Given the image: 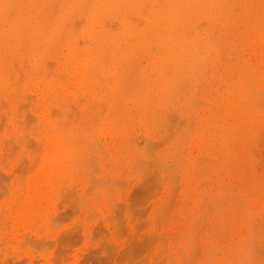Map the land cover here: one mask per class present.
I'll use <instances>...</instances> for the list:
<instances>
[{"label": "rangeland", "instance_id": "obj_1", "mask_svg": "<svg viewBox=\"0 0 264 264\" xmlns=\"http://www.w3.org/2000/svg\"><path fill=\"white\" fill-rule=\"evenodd\" d=\"M241 55L249 69L264 71V63L258 61L261 55L258 42L248 40L243 43ZM60 57L65 61L64 55ZM54 61L49 59L48 65L45 62L39 69H30V65L17 67L21 72V76L19 73L17 76L20 81L6 86L0 84V264H264V117L256 118L258 121L255 119L257 134L254 133L257 126L254 125V132L245 136L239 129H234L226 139L217 138L218 141L215 137L214 146L212 141L205 146L199 141L201 130L196 127L202 128L208 115L203 102L210 104L213 99L199 96L203 102H197L203 108L201 106L202 111L195 114L198 119L201 118L194 121L196 124L190 119V123L194 124H189L192 125L191 130L185 128L189 126L188 116H184L187 124L185 121L184 126L180 123L182 127L178 124L182 122L179 115L178 119L172 116L174 113L169 116L172 119H169L170 122H173L171 126L178 122L180 128L192 135L188 137L189 142L184 145L183 141L180 146L171 141H166V144L164 140H168L173 128L170 132L162 129L166 132L160 133L157 130L161 127L140 122L135 113L137 108L130 102L123 104L135 111H130L132 115L129 119L128 109L125 113L121 110L124 106L116 109L118 106H111L108 99L102 102V98L97 97L100 91L96 97L89 98L92 89L89 90L91 87L88 84L75 85L71 80L67 82L64 75L59 79L63 86L56 88L58 103H65L66 106L61 105L58 109L57 105H60L52 94L42 92L45 64L48 69L52 65V74L65 72L60 59L58 66ZM37 69H41V73ZM93 90L97 91L96 88ZM66 103H71L68 104L70 107ZM100 104L102 106L99 107ZM62 108L64 111L70 108L69 113L73 110L70 116L67 115L74 126L77 121L82 124L80 119L84 120L86 116L94 121L92 115L97 117L94 127L100 126L93 131L96 141L92 140L95 145L91 150L95 153L88 154L92 158L86 157V161L87 158L90 160L84 161L88 163L86 168L89 171L86 168V172L82 168L80 170L88 175L83 176L81 172L80 177L65 179L59 183L62 187H58L49 186L41 179V165L55 140L52 123H59L60 120L56 111L60 110L65 116ZM69 126L72 124L68 123ZM56 136L60 138L61 132H57ZM164 136L168 138L164 139ZM96 145L99 155L95 151ZM134 150H138L137 153ZM178 153L183 155L181 160H178L181 155L175 158ZM170 155H175L174 162ZM197 160L200 166L195 167ZM171 162L172 166L168 165ZM158 168H161L160 171L163 169L162 173H158ZM220 199L226 202L227 207ZM232 201L239 205L234 206ZM219 202H222L221 205ZM215 208L222 212H216ZM241 214L247 218L243 215L241 218ZM222 220L223 223L228 221V224L221 226ZM251 223L253 226L260 225V228H256L257 225L253 227ZM256 233L258 239H255L259 242L253 241ZM247 237L252 239L251 242H257L256 254L252 250L254 243L247 242ZM246 247L251 248L248 250Z\"/></svg>", "mask_w": 264, "mask_h": 264}, {"label": "bare ground", "instance_id": "obj_2", "mask_svg": "<svg viewBox=\"0 0 264 264\" xmlns=\"http://www.w3.org/2000/svg\"><path fill=\"white\" fill-rule=\"evenodd\" d=\"M248 40L258 42L261 47V55L257 60L263 64L264 0H0V84L6 86L11 82L16 83L19 79L17 76L21 73H19L20 69L18 68V70L17 67L30 65V69L33 67L39 69L44 66L45 62L48 65L49 59L55 60L56 63L60 59L59 62L66 73L55 72L52 74L53 71H50L52 65L48 69L45 64L46 67L43 68L45 75L43 94L49 92L52 94L53 99L57 100L59 94L56 86H63L59 82L61 75L66 77L67 82L71 80L75 85L86 83L91 87L89 90L92 89L91 93L89 92V98L96 97V93L100 91L99 96L97 95L98 99L102 98V102L104 99H108L111 106H118L116 109L124 106L121 107V110L125 113V109H128V116L132 115L130 114L131 109L123 104L130 102L135 105L137 110L136 112L132 111L138 114H135V116H138V120L144 124L150 123L161 127L157 130L158 132H166L162 129L170 132V128H173L171 133L167 132V134L169 133L168 140H164L167 139L165 138L167 135L164 136L163 140L164 142H174L179 146L183 141L182 144L184 145L185 142L188 143V137L191 135H188L186 129L180 128V123L183 125L184 121L186 124L189 121L188 125L196 124L197 122L194 121L200 120L201 116L199 115L200 118L198 119L195 113L202 111L201 106L204 105L208 110V115L205 117L204 126L202 128L200 126L196 127L201 132L198 133L197 131L196 133L199 134V141L202 145L206 146L211 141L213 145L215 142L213 138L224 140L229 132L234 129L242 131L243 136L254 131L257 134L258 124L256 118L263 119L262 117H264V71L257 70V68L255 70L249 69L247 62L244 61L241 55L242 44ZM63 55L65 61L62 59L63 57H60ZM56 65L58 66V63ZM33 70L31 71L33 72ZM40 70H38L39 73H41ZM48 73H51V75ZM36 74L35 76L38 78ZM41 75H39V78ZM93 88H96L97 91L95 90V92ZM93 91L95 94H93ZM62 95L64 94L62 93ZM199 96L212 97L213 102L210 104L203 102L198 98ZM66 99H70V97H66ZM197 100H201L203 104L200 102L202 104L200 105ZM58 101L59 99L56 102L58 103ZM77 102L79 103V101ZM58 104L60 105H57L58 109L61 105L66 106L65 103ZM68 104L71 105V103ZM68 104L67 107H70ZM64 108H62V112H66L64 113L65 116L67 114L70 116L73 110L69 113L70 108L68 111H64ZM99 109L102 110V108ZM80 110L82 109L80 108ZM101 110L100 114L102 113ZM56 112L59 113L56 114L59 115L60 120L59 123L58 121L56 124L52 123V132L55 134L53 138L55 140L52 149L46 155L44 164L41 165L43 166L41 179L49 186L62 187L61 184L59 186V183H63L65 179L71 178L72 180L74 177L77 178L78 175L80 177L81 172L83 176L88 175H84V172L80 170H84L88 164H85V162L92 158L88 154L95 153L91 150L96 141V139H93L95 136L93 131H95L94 129L97 130L100 125L96 126L97 128L94 127L93 123L97 117L94 118L92 115L94 121L90 120V116L89 118L86 116L83 117L84 120L80 119L82 124L79 123V125L77 121L76 126H74L73 122L70 123L72 120L67 115V118L70 119H68L69 125L72 124L69 128L66 117L62 116L60 110ZM14 115H17V113H14ZM171 115L174 118L179 115L178 117L181 118L182 122L175 121L179 128L176 125L175 128L171 126L172 121L170 122V120L172 119L169 118ZM128 116H123V118ZM184 116H188L187 122ZM190 119L193 123H190ZM100 120L102 119L100 118ZM192 125L185 128L189 129ZM253 125L254 127L257 126L254 131ZM261 130H263L262 127ZM57 132H61L60 138L56 136ZM98 135L100 136V134ZM186 139L188 140L186 141ZM130 147H128V150H131ZM97 148L96 145L95 149ZM234 149L237 150V147H234ZM95 151L97 153L98 149ZM137 151L134 150L135 153ZM210 151L212 152V150ZM178 154V156L170 155V159L172 160L173 156L176 158L181 155ZM147 155L149 156L148 153ZM182 156L178 160H181ZM86 157L91 158H87L86 161ZM203 158H199L200 161ZM216 159L220 160V157ZM158 160L161 161V158L158 157ZM172 161L174 162V159ZM198 161L195 163V167L198 164L200 166ZM172 164L171 162L168 165L172 166ZM160 169L158 173H162L163 169L161 171ZM196 172L199 171L196 170ZM56 191H59L58 188H56ZM222 202H219L220 205ZM232 203L236 207L239 205L238 203V205H235L233 201ZM223 204L227 207L226 202H223ZM220 210L216 212L221 213ZM215 211L214 215L217 214H215ZM243 214L246 215L247 212ZM243 214H241V218ZM244 215L245 218L247 215ZM219 219L221 221V217ZM225 223L222 220L221 226ZM256 225L252 226L256 228L260 226ZM216 226L218 227L217 224ZM257 233L256 236L254 234V242L258 239ZM250 242L249 245L254 243ZM257 242L254 245L251 244L255 254L257 253L255 248Z\"/></svg>", "mask_w": 264, "mask_h": 264}]
</instances>
